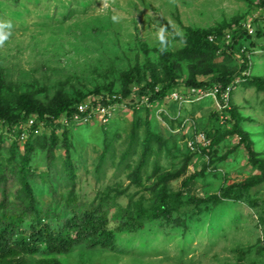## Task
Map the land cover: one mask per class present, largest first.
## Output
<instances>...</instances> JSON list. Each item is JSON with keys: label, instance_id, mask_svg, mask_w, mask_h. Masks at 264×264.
Listing matches in <instances>:
<instances>
[{"label": "rangeland", "instance_id": "rangeland-1", "mask_svg": "<svg viewBox=\"0 0 264 264\" xmlns=\"http://www.w3.org/2000/svg\"><path fill=\"white\" fill-rule=\"evenodd\" d=\"M0 20L13 25L0 47L1 112L20 118L35 109L48 117L66 102L120 100L107 121L96 115L59 120L56 128L43 124L28 146V129L22 140L0 125V221L27 218L35 209L64 218L99 204L109 217L125 213L117 217L122 223L125 215L154 212L143 230L114 231L105 245L54 259L264 264V182L252 184L260 171L249 164L228 113H237L239 129L264 160V92L250 82L264 79V0H108L107 6L104 0H0ZM161 27L164 53L156 35ZM236 28L249 34L238 47L248 68L226 91L224 106L215 86L172 88L155 103L136 97L146 85L235 74L240 62L226 39ZM19 258L43 260L41 254L13 260Z\"/></svg>", "mask_w": 264, "mask_h": 264}, {"label": "trees", "instance_id": "trees-1", "mask_svg": "<svg viewBox=\"0 0 264 264\" xmlns=\"http://www.w3.org/2000/svg\"><path fill=\"white\" fill-rule=\"evenodd\" d=\"M264 37V33H259ZM249 38V34L242 28L231 29L226 39V48L230 54L238 59L240 67L235 74L222 73L209 78L205 82L192 80L186 83L171 82L168 86L157 88L154 85H146L140 88L137 98L148 97L150 103H155L163 99L172 88L176 89H208L213 86H218L217 100L221 106H224L223 94L231 84L245 72L248 68V60L245 51L239 50V45L242 40ZM208 39V38H207ZM251 84L259 91L264 92V79L251 78ZM120 102L118 99L103 98L101 101L93 102L90 105L109 106ZM82 102L74 104L62 103L54 109L51 116L45 117L38 110H28L26 114L20 118L11 117L0 111V125L5 128L9 135L20 136L22 126L31 118H35L38 122H42L45 127H53L59 124V119L62 116L71 118L77 113V106ZM230 121L233 123V133L236 134L240 143L244 146L247 154L249 164L260 171L258 176L252 179V184L264 182V160L259 159L255 154L252 143L249 138L241 132L238 127L237 113L233 110H228ZM54 130V129H53ZM54 131L50 132L51 133ZM42 133V131H41ZM40 133V134H41ZM31 136L26 140V146L32 138L38 136ZM39 134V135H40ZM15 145V143H13ZM25 185L26 182H25ZM251 185V184H250ZM230 189H227L223 198H228ZM201 204L210 202V199H202ZM196 203L195 206H197ZM107 207L99 204L97 207H90L89 210L79 213L76 209L70 210L67 216L56 219L50 217L48 214L41 215L40 211L36 209L25 218L17 216V218L10 222L0 221V264H27L23 259L14 261L13 257L21 254V258L26 254H41L42 261L39 264H59L54 256L66 253L77 247L89 246L98 247L105 245L110 240V236L114 231L124 233H134L143 230L148 222L155 220V213L153 212H138L131 218L125 215L126 221L120 222L117 217L123 214L114 213L109 217ZM121 214V215H120ZM169 217V216H166ZM115 223V229L107 230L108 225ZM112 232V233H111Z\"/></svg>", "mask_w": 264, "mask_h": 264}, {"label": "built area", "instance_id": "built-area-1", "mask_svg": "<svg viewBox=\"0 0 264 264\" xmlns=\"http://www.w3.org/2000/svg\"><path fill=\"white\" fill-rule=\"evenodd\" d=\"M216 87V91L218 93L219 87ZM229 90V87L225 90V93L223 94V99L225 102V94L226 91ZM173 97L176 99V94H173ZM113 107L111 105L109 106H101V107H92L90 104H79L77 106V113L74 114L71 118H67L65 116H62L59 120L63 124H68L72 121H80V120H88L91 117H96V115L99 116L100 120L107 121L112 115ZM105 123V122H104ZM43 124L42 122H38L35 118L29 119L22 128H26L30 131V133H33L34 135H39L41 133ZM21 139H25L24 133L21 134Z\"/></svg>", "mask_w": 264, "mask_h": 264}, {"label": "clouds", "instance_id": "clouds-1", "mask_svg": "<svg viewBox=\"0 0 264 264\" xmlns=\"http://www.w3.org/2000/svg\"><path fill=\"white\" fill-rule=\"evenodd\" d=\"M105 5L107 6L108 0H104ZM118 20L117 17H113V21L116 22ZM13 25L10 21L0 20V47H3L4 44L9 40L12 35ZM166 31L165 27H161L157 32V38L160 42V52L164 53L167 51V41H166ZM180 35V33H178Z\"/></svg>", "mask_w": 264, "mask_h": 264}]
</instances>
